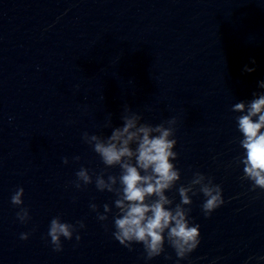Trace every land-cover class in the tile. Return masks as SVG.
Instances as JSON below:
<instances>
[{
	"label": "water",
	"instance_id": "95a60500",
	"mask_svg": "<svg viewBox=\"0 0 264 264\" xmlns=\"http://www.w3.org/2000/svg\"><path fill=\"white\" fill-rule=\"evenodd\" d=\"M261 78L264 0H0V264H174L167 242L168 256L146 261L141 242L112 235L111 213L98 219L90 202L103 211L114 193L70 183L81 164L119 170L81 134L110 133L105 120L123 123L125 103L152 123L177 117V184L195 169L222 184L225 202L209 216L193 195L201 240L181 264H264V188L233 159L231 108ZM19 185L27 222L10 199ZM167 191L179 200L175 185ZM57 214L85 221L60 250L45 236Z\"/></svg>",
	"mask_w": 264,
	"mask_h": 264
},
{
	"label": "clouds",
	"instance_id": "9594fccd",
	"mask_svg": "<svg viewBox=\"0 0 264 264\" xmlns=\"http://www.w3.org/2000/svg\"><path fill=\"white\" fill-rule=\"evenodd\" d=\"M242 70L253 71L254 65L245 64ZM257 84L258 88L253 89L251 97L231 104L237 130L233 139L240 146L233 159L242 164V175L252 182V188H264V78ZM142 116L125 103L120 114L123 123L113 125L111 113L105 120V126L111 128L110 133L84 130L81 134L83 140L99 154L103 163L118 166L119 170L113 172L105 167L96 172L81 164L70 183L81 188L94 181L98 189L114 193L112 203H103V211L94 200L89 207L96 210L101 221L112 214V235L120 243L133 248L134 242H141L144 258L148 261L164 252L167 242L177 257L174 264H181L179 258L186 257L201 240L200 223L190 215L193 195L203 194L200 207L203 214L209 216L225 202L223 187L212 175L199 169L193 171L186 183L177 184L181 179L174 134L177 117L173 115L152 123ZM62 159L65 163L69 161L67 155ZM72 159L80 160L81 156L77 153ZM174 185L179 200L168 194L167 190ZM24 191L23 185L17 186L10 199L14 205H21L15 215L20 221L27 222L31 213L24 205ZM83 227V218L71 221L57 214L50 218L45 236L50 237L54 249L60 250L63 248L62 237L72 239L75 236L78 241L81 238L79 229ZM29 235V231L19 233L22 239Z\"/></svg>",
	"mask_w": 264,
	"mask_h": 264
}]
</instances>
